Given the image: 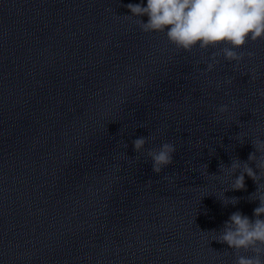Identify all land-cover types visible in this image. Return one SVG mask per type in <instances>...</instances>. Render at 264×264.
<instances>
[{
  "label": "clouds",
  "instance_id": "9594fccd",
  "mask_svg": "<svg viewBox=\"0 0 264 264\" xmlns=\"http://www.w3.org/2000/svg\"><path fill=\"white\" fill-rule=\"evenodd\" d=\"M126 7L131 12L126 16L136 18L142 32L163 33L176 50L192 52L198 49L202 54L212 50L207 72L220 63V57L238 66L246 55L253 56L252 52L241 49L250 41H264V0H147L146 6L141 0ZM144 16L148 18L147 22L141 19ZM225 83L231 84L232 81L228 79ZM228 110L227 104L218 108L220 113ZM153 139L154 136L135 138L133 151L142 152L146 143ZM252 145L254 151L247 161L237 158L225 169V173L232 177L231 190H245V176L251 178L257 188L249 200L259 201L253 209L254 218L240 211L233 212L218 232L216 241L229 246L235 254L234 264H264V139L256 137ZM175 152L176 147L170 142L148 149L146 155L152 161L153 173L159 174L171 165ZM238 202L237 197H225L222 201L225 206Z\"/></svg>",
  "mask_w": 264,
  "mask_h": 264
}]
</instances>
